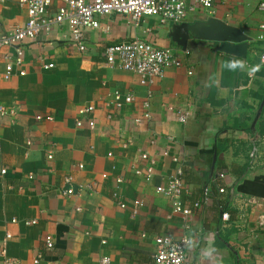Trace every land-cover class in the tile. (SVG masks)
I'll list each match as a JSON object with an SVG mask.
<instances>
[{
    "label": "crops",
    "instance_id": "obj_1",
    "mask_svg": "<svg viewBox=\"0 0 264 264\" xmlns=\"http://www.w3.org/2000/svg\"><path fill=\"white\" fill-rule=\"evenodd\" d=\"M262 2L215 0L211 13L196 8L185 20L216 18L238 28L249 38L245 59L195 38L183 51L168 38L171 24L148 17L137 27L119 14L98 17V28L85 31L82 53L70 46L63 27L25 42L20 67L25 75L6 81L3 54L12 56L13 49L4 48L0 103L14 114L0 128V168L7 170L0 178V250L5 248L0 264L6 259L18 264H99L102 257L111 264H153L154 239L160 235L174 240L186 236L189 264L264 263V198L234 196L227 221L218 208L235 176L248 166L251 142L264 138V107L255 131L250 129L264 95L259 60L264 44L258 39L264 24V11L258 9ZM62 5L52 0L51 13ZM24 11L17 0L0 2L1 31L23 26ZM136 38L169 50L183 64L166 69L149 88L151 119L140 124L134 120L143 118L148 88L137 75L109 68L104 57L106 48ZM47 64L53 68L44 69ZM114 90L133 95L134 102L119 112L102 106ZM88 105L96 107L91 116L95 126L77 128V110ZM180 110L187 116L185 124L178 122ZM48 115L51 122L36 120ZM144 153L154 162L149 181L133 175L136 168L148 166L140 158ZM79 164L82 170L76 168ZM178 169L185 187L181 204L191 208L208 190L207 203L189 216L175 213L169 200L156 193ZM247 169L246 180L264 176V160ZM222 172L226 177L220 181ZM66 176L72 177L76 192L83 188L80 194L62 195ZM119 178L127 182L117 184ZM32 220L34 225H24ZM46 236L53 240L50 249Z\"/></svg>",
    "mask_w": 264,
    "mask_h": 264
},
{
    "label": "built area",
    "instance_id": "obj_2",
    "mask_svg": "<svg viewBox=\"0 0 264 264\" xmlns=\"http://www.w3.org/2000/svg\"><path fill=\"white\" fill-rule=\"evenodd\" d=\"M4 0H0L3 2ZM63 5L59 7L56 12L51 13L52 0H17L21 9L26 13V22L23 26L17 27L9 31H1L0 27V54L4 48L13 49L12 56L3 54L4 72L3 79L9 80L12 76H24L25 72L20 69L24 59L25 42H34L40 35H48L54 29L66 28L68 31V42L72 48L78 52L85 51L84 34L88 29L98 28V17L119 14L126 16L130 19L131 24L139 27L140 22L144 18L154 17L157 18L162 25L168 24H181L184 23L188 13L194 12L196 8H200L207 13H211L215 0H61ZM221 4H225L228 0H219ZM260 11H264V2L258 6ZM258 39L264 44V24L259 26ZM105 62L109 68L122 70L133 73L138 76L139 84L147 87L145 100L143 101L142 108L144 110L143 118L134 120L135 124H140L142 120H150V99L152 97L151 90L149 89L153 84L161 80L164 72L168 68H180L183 64L179 57L166 49H161L154 44H151L143 39H134L128 42H123L118 45L110 46L104 52ZM260 63L264 65V50L260 53ZM44 69H52V64L43 66ZM134 102V96L131 94H122L119 90H114L108 101L100 102L101 105L112 108L113 112L121 111L125 106H129ZM96 107L88 105L80 107L77 110L78 118L75 120V126L82 128L87 125L90 129L94 128V121L91 118ZM13 110H8L0 103V128L5 118L12 116ZM178 122L185 124L187 116L183 111H178ZM86 118V120H82ZM112 119V115H108ZM38 122H51L53 116L48 115L45 117L37 116ZM129 144L123 145L124 148ZM264 149V138H256L250 144L248 155L249 168H254L262 159L264 154L260 148ZM147 154L140 155L141 161L147 163L143 170L136 168L133 175L134 177H142L145 181H149L153 175L154 162L146 156ZM53 156L49 154L48 160ZM177 162V158L173 159ZM77 169L82 170L81 164L76 166ZM7 173L5 168H0V178H3ZM102 179L106 175L101 176ZM226 177L225 173H220L217 178L223 181ZM30 178H32L30 176ZM127 182L124 178L116 180L117 184ZM65 189L62 190V195L69 197L80 194L83 190L79 187L77 192L73 188V180L71 176L63 178ZM185 192V187L182 181V172L180 169L176 170L166 185H160L156 188V193L165 199L169 200L173 206V210L177 214L189 216L192 214V209H198L208 201V190H205L202 198L195 201L192 207L184 206L181 204V196ZM218 193L223 194L224 188L219 187ZM121 209L126 208L124 202H119ZM137 202L134 207H137ZM79 211V210H77ZM136 213V208L133 211ZM222 219L227 221L229 215L222 214ZM15 223V220L12 221ZM36 221H24L25 226L34 225ZM186 229H188L186 227ZM7 235L5 239H9ZM44 243L47 248L53 247V240L50 236L44 238ZM155 252L152 257L153 264H189L188 263V248L190 240L183 236L178 240H174L167 235H160L154 239ZM1 255L5 254L4 245L0 250ZM37 262V260H35ZM2 264H18L14 260H4ZM99 264H111L108 257H102ZM264 264V263H261Z\"/></svg>",
    "mask_w": 264,
    "mask_h": 264
},
{
    "label": "water",
    "instance_id": "obj_3",
    "mask_svg": "<svg viewBox=\"0 0 264 264\" xmlns=\"http://www.w3.org/2000/svg\"><path fill=\"white\" fill-rule=\"evenodd\" d=\"M168 38L183 51L186 50L190 38L212 42L217 44L219 52L240 59H245L249 41V38L238 28L229 26L220 20H216V18H208L204 21L197 20L192 23L172 24ZM263 107L264 95L250 127L252 132L255 131V124Z\"/></svg>",
    "mask_w": 264,
    "mask_h": 264
},
{
    "label": "trees",
    "instance_id": "obj_4",
    "mask_svg": "<svg viewBox=\"0 0 264 264\" xmlns=\"http://www.w3.org/2000/svg\"><path fill=\"white\" fill-rule=\"evenodd\" d=\"M247 167V165L242 167V169L239 171V175L235 176L236 179L230 186L225 201L218 203V208L220 211L227 213L229 215V219H231V214L233 213L231 202L234 196L250 195L253 197L256 196L264 198V176L257 177L254 180H246L245 176L248 173Z\"/></svg>",
    "mask_w": 264,
    "mask_h": 264
}]
</instances>
